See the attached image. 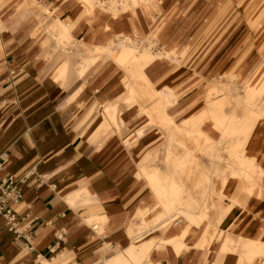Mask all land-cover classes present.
<instances>
[{
    "label": "crops",
    "instance_id": "1",
    "mask_svg": "<svg viewBox=\"0 0 264 264\" xmlns=\"http://www.w3.org/2000/svg\"><path fill=\"white\" fill-rule=\"evenodd\" d=\"M257 1L158 0V11L111 21V30L149 28L154 53L181 46L179 62L152 61L130 76V67L97 50L111 31L87 1L0 0V162L3 174L25 178L23 198L8 202L22 233L0 218L2 264H264V228L251 259L200 222L143 230L156 200L138 176L166 140L145 126L153 115L165 118L166 107L179 123L198 118L211 80L249 79L262 63L264 0ZM46 10L67 23L69 43ZM138 84L141 98L133 99L129 85ZM150 87L176 95L166 105Z\"/></svg>",
    "mask_w": 264,
    "mask_h": 264
},
{
    "label": "rangeland",
    "instance_id": "2",
    "mask_svg": "<svg viewBox=\"0 0 264 264\" xmlns=\"http://www.w3.org/2000/svg\"><path fill=\"white\" fill-rule=\"evenodd\" d=\"M85 1H87L90 10L96 7V9H92L93 12L96 10L100 11V0ZM103 1L108 3L106 5L107 8H113L108 10L115 12L119 16L121 15L122 18H127L125 15L127 7H114L108 0ZM261 2L262 0H258L257 5ZM256 6L254 7V11L257 9ZM154 11H157V7L155 9L149 7L146 10L148 13H153ZM146 12H140L139 14H145ZM46 14L49 15L48 10H46ZM161 16L155 14L152 15V18L159 20ZM97 17L103 22L105 28L107 27L106 30L113 32L109 33L111 35L109 37V44L115 45L118 42L117 34L122 35L121 40L132 36V40L135 43L123 41L125 42L123 45L132 46L133 58L122 59L119 62L127 70L130 67V76L144 74L142 69L146 65L154 63L152 61L172 60L177 63L180 60L179 55H183V53H180L181 46L171 49L169 45L165 44L159 52L167 53L168 59L166 60L161 57H156L155 59L154 56L157 53L154 52L155 50L157 51L158 44L151 34L150 37L145 36L147 32H151L149 28L111 30L109 29V25L113 20L108 22L110 17L102 14L97 15ZM64 24L67 26L68 33L70 34L67 23L64 22ZM46 30L48 31V28ZM60 35L62 36L61 33ZM63 37L64 35L62 39ZM77 45H83L82 47H84L86 44L82 42ZM74 46L76 45L72 44V48ZM102 48L105 47L103 46ZM102 48H97V50L101 54H107L109 60H114L110 59L111 54L113 57L120 54V46L118 45H115V49L110 52L106 48L103 50ZM145 49L147 50L144 51ZM247 77L248 75L238 79L237 75H221L211 80L206 88L205 107L198 118L192 120L184 119L179 123L171 117L172 125H170L169 121H166L168 118L167 108L165 107V118L160 114H155L152 116L151 121L145 125L157 126L164 133L166 140L165 142L164 140L160 141V145L155 151L150 154L148 152L146 159L139 166L138 176L147 182L156 200L154 207L152 209L149 208L143 213V217L149 215L148 220L153 219L152 224H144L141 227L143 230L150 231L153 227L160 228L172 224L180 218H185L192 225L199 226V222L203 224L207 229V233H210L209 237L212 239L214 237L216 239L223 237L226 238L228 243L229 241H233V251L244 254L248 258L250 257L249 253H261L259 245H261L262 241L260 233L264 228V199H257L254 196L247 197L244 186L245 182L237 181L238 183L235 182L237 185L233 189L239 196L237 201L233 202L229 198L220 200V194L225 192L227 188L231 190L232 187L228 181L215 176L212 171L214 162L215 164L219 163L221 166H224L225 161H227L226 163L230 161L225 158V154L231 155V152H236L237 149L240 155L254 157L258 161L256 168L259 170L256 172V177L264 178V127H262L261 131L254 127L250 132L241 134L245 147L239 146V148H236L233 140L235 137H240L239 129L229 128L224 132L222 126L216 121L218 116L228 114V111L233 106L232 99L243 102L253 89H256L264 100V52L262 63H260L249 79ZM132 87L129 85L133 98H140L141 84L135 85L134 88ZM150 90L153 93L151 94L153 95L152 98H154L155 94H158V90L153 87H150ZM160 90H165V88ZM220 120H222L221 117ZM258 133L260 136L257 135ZM258 137L259 139H257ZM131 142L134 144L135 140ZM216 151L219 153V156L217 157L218 160L214 161L212 153ZM218 204H220L221 209L217 211L216 207ZM255 209L259 210V213L263 216L262 218L255 216V213H253ZM241 213L243 214L241 215ZM244 216L251 217L252 219H245ZM183 224H185V221ZM246 226L247 228H244ZM163 229L165 228L160 229L155 235L160 237ZM213 233H216V236ZM207 240L209 239L207 238ZM240 249L242 252H239ZM227 251H230L228 247Z\"/></svg>",
    "mask_w": 264,
    "mask_h": 264
},
{
    "label": "bare ground",
    "instance_id": "3",
    "mask_svg": "<svg viewBox=\"0 0 264 264\" xmlns=\"http://www.w3.org/2000/svg\"><path fill=\"white\" fill-rule=\"evenodd\" d=\"M29 2H28V4L31 3V2L30 3ZM108 2L111 3V4H113L114 7H119V8L120 7H127V9L125 11L126 12L125 15L127 16V19L129 18L130 15H132L134 13H138L139 14L140 12H144V11L146 12V10L149 7H152V8L155 9L157 7V4H158L157 3L158 0H156V1H152V0H108ZM99 3H100L99 10H100V12L103 15H107L108 17H110L111 20H121V21H125V18L126 17L125 18H122L121 15L119 16L115 12L108 10V9H113V8H111V7L110 8H107V6H106L108 4L107 2H105L103 0H100ZM157 11H158V9H157ZM48 12H49L50 18H53L54 20H56L58 22V24L61 26V29H62L61 34H62V36L64 35L63 39L65 38L66 41L69 43L70 42L69 41V38L67 39V37H69V33H68L67 26L64 24V22L62 20H60L59 16H56L55 15L54 12H50L49 10H48ZM40 18H41V16H40ZM129 23H130V21H129ZM49 33L51 35L54 34L53 31H51ZM150 34H151V32H147L145 36L146 37H150ZM116 37L118 39V42L115 43V45L116 46L117 45L120 46V48H119L120 49V54L118 56H115V57L111 56L112 55L111 54L110 55V59H114L115 61H117L119 63L120 60H122V59H130V58H133V55L134 54H133V48H132V46L129 47V46L123 45V43H125L123 41H128V42L134 44L135 42L132 40V36L126 38L125 40L124 39L121 40L122 39L121 38L122 37L121 34H117ZM115 45L108 44V45H104V47L106 48V50H108L110 52V51H112V50L115 49ZM82 46H80V45L79 46L78 45L74 46V48H72L73 49L72 52H74V53L75 52H78V50H81L82 49ZM146 50L147 49H145L144 51H146ZM70 56H72V55H70ZM156 57L165 58L166 60L168 59L167 53H164L162 51L159 52V53H157L156 56H154L155 59H156ZM119 65H120V63H119ZM72 67H74V66L72 65ZM69 74H71V73H69ZM68 79H66V80H68ZM74 79L75 78L73 77L71 80L74 81ZM134 87L135 86H133L132 88H134ZM157 92H158V95L161 97V99L164 100V102L166 103V105H170L171 104V100L176 95L174 90H169V89H166V88H165V90H160V91L158 90ZM135 95H137V94H135ZM151 100H152V98H151ZM232 101H233V106L228 111V114L225 115V116H223V114L220 115V116H218L216 121L222 126L224 132H226L227 129H229V128L239 129V132H240L239 135H240V137L239 136L237 138L235 137V139L233 140L234 141V145H235L236 148L237 147L239 148V146H244L245 147V142L243 141V138L241 137V134L246 133V132H250V130H253L254 127L261 131L262 127H264L263 126V124H264V100L261 97V94L256 89H253L246 96V98H245V100L243 102L240 101V100H237V99H232ZM168 107H170V106H168ZM159 114H160V112H159ZM220 117L222 118V120H220ZM167 118H168V120H166V121H169V124L172 125L171 116H169L167 114ZM257 135L260 136L259 133ZM261 135H262V133H261ZM257 139H259V137ZM228 142H227V144H228ZM220 143H219V145H220ZM220 147H222V146H220ZM218 156H219V153L217 151L212 153V158L214 159V161L215 160H218L217 159ZM225 156H226L225 158L227 160H230V161L228 163H226L227 161H225V165L224 166L223 165L221 166L219 163H216L215 164V162H214V166H213V170H212L213 171V174L215 176L221 178L222 180L228 181L230 183L231 187H232L231 190H230V188H227L225 192H223V193L220 194V200H222L224 198H229L233 202H236L237 201V198L239 196H238V194H236V191L233 190L234 187L237 185L235 183L237 181L238 182L239 181L245 182L244 186L246 188L245 193H246V196L247 197L254 196L257 199H264V180H263L264 178H262V177L261 178H257L256 177V172L259 170L258 168H256V166H258V161H256V159L254 157H246V156L240 155V152L237 151V149H236V152L235 151L234 152H231V155L230 154H228V155L225 154ZM209 174L211 175V173H209ZM216 209H217V211L221 209L220 204H218V206L216 207ZM253 213H255V216H257L259 218H262L263 217L259 213V210L258 209L253 210Z\"/></svg>",
    "mask_w": 264,
    "mask_h": 264
},
{
    "label": "built area",
    "instance_id": "4",
    "mask_svg": "<svg viewBox=\"0 0 264 264\" xmlns=\"http://www.w3.org/2000/svg\"><path fill=\"white\" fill-rule=\"evenodd\" d=\"M3 163L0 162V218L5 220L9 229L15 233L19 232L17 229V215L9 208L8 202L13 201L18 203L23 198V189L21 184L25 181V178H17L13 174H3ZM63 258V255H61ZM0 264L1 260H0ZM69 264H74L70 263Z\"/></svg>",
    "mask_w": 264,
    "mask_h": 264
}]
</instances>
